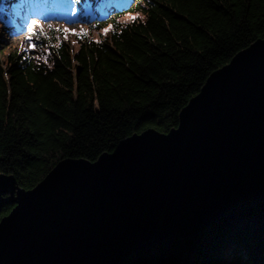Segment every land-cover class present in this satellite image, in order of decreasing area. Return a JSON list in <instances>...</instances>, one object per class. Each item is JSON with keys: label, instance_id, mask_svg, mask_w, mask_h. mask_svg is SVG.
<instances>
[{"label": "trees", "instance_id": "1", "mask_svg": "<svg viewBox=\"0 0 264 264\" xmlns=\"http://www.w3.org/2000/svg\"><path fill=\"white\" fill-rule=\"evenodd\" d=\"M71 6L41 32L8 3L5 16L32 28L16 48L12 22L0 18V173L27 190L62 159L93 162L135 133L176 128L209 75L264 38V0ZM13 207L1 198L0 220ZM124 264H264V199L242 200L193 238L167 239Z\"/></svg>", "mask_w": 264, "mask_h": 264}, {"label": "water", "instance_id": "2", "mask_svg": "<svg viewBox=\"0 0 264 264\" xmlns=\"http://www.w3.org/2000/svg\"><path fill=\"white\" fill-rule=\"evenodd\" d=\"M0 264H124L264 199V38L212 72L167 133L148 128L96 161L60 160L32 189L0 173Z\"/></svg>", "mask_w": 264, "mask_h": 264}, {"label": "rangeland", "instance_id": "3", "mask_svg": "<svg viewBox=\"0 0 264 264\" xmlns=\"http://www.w3.org/2000/svg\"><path fill=\"white\" fill-rule=\"evenodd\" d=\"M1 1L2 3L5 2V0ZM38 1L39 0H20L21 3L17 4L15 3V0H6V3H4L3 6L2 4L0 5V18L5 20L7 24H11L12 22L10 31H12V33H16L15 36L9 38V44H14L13 46L15 48L16 46L18 47V45L26 43L24 40L20 39L24 38L26 34H29L32 28L30 29V26L20 25L15 20H12L11 18H7L5 16L7 14L5 5H7L8 3H11L12 7L18 14V17L27 16L26 18H28L27 20H29L30 23H32V20L34 19L38 20L39 24H36L33 29H37L41 32H50L52 30V27L57 28V22L65 21V19L69 17V10L72 7L71 0H44L45 4L47 3V6L43 5L41 2L38 3ZM24 2H28V10L26 9L27 7L25 6ZM118 4H120V2H118ZM86 14H88L87 11L85 12V15ZM68 26L71 29L74 28L73 25ZM33 37L36 36L33 35ZM27 42L29 43V41Z\"/></svg>", "mask_w": 264, "mask_h": 264}, {"label": "snow or ice", "instance_id": "4", "mask_svg": "<svg viewBox=\"0 0 264 264\" xmlns=\"http://www.w3.org/2000/svg\"><path fill=\"white\" fill-rule=\"evenodd\" d=\"M133 19H135V17H133ZM33 23H35V22H33Z\"/></svg>", "mask_w": 264, "mask_h": 264}]
</instances>
